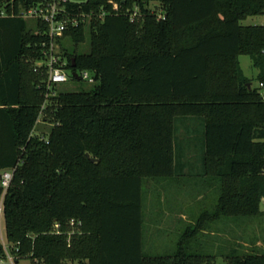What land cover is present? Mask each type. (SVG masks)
Here are the masks:
<instances>
[{
    "label": "trees",
    "instance_id": "obj_1",
    "mask_svg": "<svg viewBox=\"0 0 264 264\" xmlns=\"http://www.w3.org/2000/svg\"><path fill=\"white\" fill-rule=\"evenodd\" d=\"M38 1L0 0V9L19 13ZM67 7L92 13L58 38L67 69L93 72L90 88H49L47 67L34 69L49 48L46 24L0 16V223L16 259L204 264L222 256L227 264H264L261 245L215 252L201 238L220 220L264 215V24L242 23L264 14V0H69ZM87 39L89 50L79 51ZM242 54L256 78L245 75ZM41 113L46 128L38 127ZM184 117L202 122L200 157L218 199L186 226L173 252L147 255L145 184L178 174L176 121Z\"/></svg>",
    "mask_w": 264,
    "mask_h": 264
},
{
    "label": "rangeland",
    "instance_id": "obj_2",
    "mask_svg": "<svg viewBox=\"0 0 264 264\" xmlns=\"http://www.w3.org/2000/svg\"><path fill=\"white\" fill-rule=\"evenodd\" d=\"M74 1L83 2L85 0H74ZM243 24L245 25L246 24H264V14L249 16L247 21H243ZM63 42L70 51L73 50L74 45L71 39L66 38ZM89 48H90L89 39H87L85 42H82L78 46V50L81 52L88 51ZM58 49H60V51L63 53L62 45ZM240 61H241V65L246 75L251 78H256L258 68H256L253 65L250 56L246 54L241 55ZM253 83L256 85L258 82L257 80H254ZM91 86H92V83L88 81L70 79L67 82L58 84L56 88L61 89V90H75V89H81V88H90ZM47 126H49V123L45 120L44 113H41L38 127L46 128ZM195 180L198 183L195 184L193 188H191L189 184H183V187L181 189H177V190H182V191H176V192H181V193L193 192L195 194L193 202L188 200V203H192L191 208L193 209V212H194L193 215L191 214L192 216H196L200 211L206 209V207H208L209 209H212L218 199V191L214 188L215 186L214 181L201 180V179H195ZM169 191L171 192L172 190L169 189L168 185L163 186L162 184L157 183L155 180H149L145 184L143 204H144L145 211L148 208L147 212H148V217L150 219L147 220L148 223L146 222L144 223V229L146 231V235H145L146 244L143 245V250L145 251L147 248V244H150L151 254H161V253L173 252L176 249L175 247L176 243L181 235V233L179 232L182 229L179 230L178 232H175V231L171 232L170 230H168L165 236L152 235V229L154 228V224H153V219L151 218V215L154 213H152L151 210L158 211V209H165L166 205L164 204L175 203V200L168 199V195L163 196V194H168ZM158 194H160V196H158ZM156 197L157 198L159 197L161 199L164 198V201H163L164 204H162L161 206L156 205L154 208L152 206V203L158 201L154 199ZM180 197L181 196H179V198ZM212 197H214L213 198L214 200L212 199ZM179 206L180 205L178 204L177 207ZM261 207L264 208V198H263ZM190 213H191L190 210L188 211V213H186L187 218H191ZM0 224H1L2 235L4 239L8 242L4 228H3L2 220ZM151 226L153 228H151ZM147 232H149V234ZM218 237H220L219 245L223 244L227 252L231 248H237L239 251H249L256 245H261L264 247V215L244 216V217H238L237 219L231 218V219L224 220V221L220 220L213 226L211 230H209V232H207L201 238L203 241H206L208 238L213 239V238H218ZM155 241L157 242L155 243ZM258 241H261V242L258 243ZM0 264H12V262L10 261L9 257H6V258H2V260L0 261ZM16 264H36V263H34L31 259H20L18 263ZM66 264H76V263L68 262ZM204 264H227V262L225 258L218 257L214 263H204Z\"/></svg>",
    "mask_w": 264,
    "mask_h": 264
},
{
    "label": "crops",
    "instance_id": "obj_3",
    "mask_svg": "<svg viewBox=\"0 0 264 264\" xmlns=\"http://www.w3.org/2000/svg\"><path fill=\"white\" fill-rule=\"evenodd\" d=\"M247 20H248V17L243 21H247ZM243 21H242V23H243ZM246 25H248V24H246ZM242 55H244V54H242ZM240 57H241V55H240ZM240 63H241V61H240ZM252 63H253V61H252ZM243 71H244V69H243ZM245 75H246V73H245ZM253 85H255V84L253 83ZM201 125H202V122H200V120L195 118V117L194 118L193 117H184V118L177 119V121H176L175 149L184 152L183 159L176 161V166L179 169L178 174L175 175L174 177L155 180L157 183H160L163 186L168 185L169 189H171L172 191L171 192L169 191L168 194H163V196L168 195V199L169 200H175V203L164 204V202H163L164 198H162V199L159 197L154 198L155 200H158L157 202L152 203V206L154 208L156 205L161 206L162 204L166 205V208L165 209H158V211L157 210L156 211L151 210L152 213H154L151 215V218L153 219V224H154V228L151 226V228H153L152 229V235H158V236L163 235V236H165L167 234L168 230H170L171 232L172 231L178 232L181 229L182 230L179 233L182 234V232L185 230L186 226L188 224L193 223V221H194L195 216H192L194 214L193 209L191 208L192 203H188V200L193 202L195 194L193 192H190V193H188V192H183V193L176 192V191H182V190H177V189H181L183 187V184H189V186L191 188H193V186H195V184L198 183L195 179L213 181L211 175L205 173V171L203 170L204 164H203V161L201 160V157H200V153L203 151V144L200 140L201 136L203 135V128ZM190 187H189V189H190ZM158 196H160V194H158ZM179 196H181V197L179 198ZM213 198L214 197H212V199ZM178 204L180 205L179 207H177ZM146 208H147V206H146ZM261 208H262V210H264L263 207H261ZM166 209H168V210H166ZM206 209H209V208L206 207ZM143 210H144L143 245H145L146 244V240H145L146 231L144 229V223L145 222L148 223L147 220L150 218L148 217V212H147L148 208L145 211L144 204H143ZM189 210L191 212L190 215L192 214L191 218H187V216H186V213H188ZM165 228H166V230H165ZM147 233L149 234V232H147ZM219 240H220V237L213 238V239L208 238L206 241H207V244L210 243L209 245L216 252V251H219L220 247L224 248L223 244L219 245L220 244ZM156 242L157 241H155V243ZM260 242L261 241H258V243H260ZM176 245H177V243H176ZM150 249H151V245L147 244L146 250L145 251L143 250V251L147 255H160V254H151ZM169 253H171V252H169ZM161 254H167V253H161ZM219 257H222V256H219Z\"/></svg>",
    "mask_w": 264,
    "mask_h": 264
},
{
    "label": "built area",
    "instance_id": "obj_4",
    "mask_svg": "<svg viewBox=\"0 0 264 264\" xmlns=\"http://www.w3.org/2000/svg\"><path fill=\"white\" fill-rule=\"evenodd\" d=\"M69 0H39L36 4L23 8L16 13L14 9L10 12L6 9H0V16H15L19 15L28 20L39 21L45 23L47 26L46 33L49 37V48L44 51V56L40 59L35 60V70L41 71L45 66L48 69V80L47 86L49 88L56 87L60 83H64L72 79L73 70L67 69L65 66L67 64L66 59L62 56V52L58 49L61 45L58 41V38L62 37L64 32L71 26H78L81 22H89L92 13L78 12L72 13L67 7ZM130 18L132 21L140 17L139 7L136 6L130 12ZM159 18H165L163 13H160ZM40 31V29H39ZM71 71V72H70ZM78 72L77 80H84L90 83H95L96 77L93 72L89 70H76ZM75 77V76H74ZM259 91L264 100V82H259ZM13 171L8 169L3 172L2 175V184L4 187H8L10 180L12 178ZM78 221L74 218L71 219L70 225L73 227L72 231L69 232L71 235L75 231V227ZM60 224L56 223L54 229L59 231ZM2 233V232H1ZM2 241L6 249V256L2 258L9 257L12 264L18 263L19 260L16 259L15 255L11 252V243L7 242L3 235Z\"/></svg>",
    "mask_w": 264,
    "mask_h": 264
},
{
    "label": "water",
    "instance_id": "obj_5",
    "mask_svg": "<svg viewBox=\"0 0 264 264\" xmlns=\"http://www.w3.org/2000/svg\"><path fill=\"white\" fill-rule=\"evenodd\" d=\"M72 66H76V63H75V58L73 57L72 58ZM73 75L76 77V78H79L78 76V72L76 70H73ZM249 85H251V83H249ZM93 160H95V158H93Z\"/></svg>",
    "mask_w": 264,
    "mask_h": 264
}]
</instances>
